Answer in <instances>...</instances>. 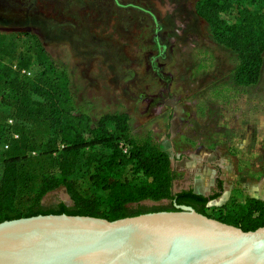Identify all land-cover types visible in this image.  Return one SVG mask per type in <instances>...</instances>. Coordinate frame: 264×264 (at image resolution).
Returning <instances> with one entry per match:
<instances>
[{
    "label": "rangeland",
    "instance_id": "374dc122",
    "mask_svg": "<svg viewBox=\"0 0 264 264\" xmlns=\"http://www.w3.org/2000/svg\"><path fill=\"white\" fill-rule=\"evenodd\" d=\"M202 1L0 0L5 37L0 77L15 63L27 62L28 77L42 79L46 67L37 61L42 49L47 64L62 72L76 113L88 115L92 125L104 115H126L131 140L149 141L169 158L171 195L198 189L206 196L217 194L203 213L221 221L257 214L264 203V51L257 82L238 81L240 60L215 40L199 13ZM242 8L262 12L264 0H229L217 16L231 25ZM1 85L0 132L8 119L15 121L12 130L28 139L26 147L39 148L16 147L41 160L52 131L41 118H18L3 103ZM9 155L0 145V181ZM58 155H51L52 167ZM88 156V149L81 151L70 179L78 194L103 205L107 192L84 187ZM130 175L122 169L119 180ZM72 202L64 186L47 191L40 201L45 211L59 204L72 209ZM171 204L163 198L127 207L131 213Z\"/></svg>",
    "mask_w": 264,
    "mask_h": 264
},
{
    "label": "trees",
    "instance_id": "16d2710c",
    "mask_svg": "<svg viewBox=\"0 0 264 264\" xmlns=\"http://www.w3.org/2000/svg\"><path fill=\"white\" fill-rule=\"evenodd\" d=\"M228 7L229 0H203L199 13L210 25L215 40L238 56V81L254 84L259 78L263 59L264 10L253 13L242 8L238 11V21L227 25L217 14ZM4 41L5 37L0 35V53ZM37 61L46 67L40 80L33 81L21 74L22 70L28 72L27 62L15 63V69L13 65L10 68L11 74L0 77L1 88L5 90L3 103L15 109L22 120L41 118L46 122L53 137L43 148L48 144L51 146L40 151L41 160L28 158L16 145L32 152L39 147H26L28 139L13 132L16 123L10 119L13 123L9 124L7 120L0 132V145H7L6 150L10 154L4 160L5 168L0 181V223L47 214L91 216L114 221L149 212L175 211L174 201L176 205L190 206L204 214L203 208L217 194L204 196L190 190L171 195L173 173L169 158L149 141H132L128 135V117L124 114L104 115L96 125H92L88 115L76 113L62 72L52 63L47 64L48 57L42 49L37 53ZM15 135L17 138H14ZM84 149L89 150L85 163V190L107 192L103 205L96 198L78 194L70 179ZM53 153H59L57 158L52 159L56 161V168L49 161ZM33 164L40 169L34 171ZM126 168L131 173L130 178L121 181L120 173ZM59 186H64L71 194L72 209L59 204L57 210H43L40 201L44 193ZM163 198L172 201L171 208L128 211L129 205ZM22 204L27 207L20 209ZM98 210H102V214ZM229 218L221 222L245 232L254 231L264 226V203L257 214L249 212L240 218Z\"/></svg>",
    "mask_w": 264,
    "mask_h": 264
},
{
    "label": "water",
    "instance_id": "95a60500",
    "mask_svg": "<svg viewBox=\"0 0 264 264\" xmlns=\"http://www.w3.org/2000/svg\"><path fill=\"white\" fill-rule=\"evenodd\" d=\"M114 221L67 214L0 223V264H264L254 231L176 205Z\"/></svg>",
    "mask_w": 264,
    "mask_h": 264
},
{
    "label": "built area",
    "instance_id": "2783aa9c",
    "mask_svg": "<svg viewBox=\"0 0 264 264\" xmlns=\"http://www.w3.org/2000/svg\"><path fill=\"white\" fill-rule=\"evenodd\" d=\"M14 69H15V66H14ZM21 74H22V75H26V76H30V73H29V72H26L25 70H22V71H21ZM8 123H9V124H12L13 121H12V120H8ZM14 138H17V136L15 135ZM4 147L7 148V145H5Z\"/></svg>",
    "mask_w": 264,
    "mask_h": 264
},
{
    "label": "crops",
    "instance_id": "0c3cea01",
    "mask_svg": "<svg viewBox=\"0 0 264 264\" xmlns=\"http://www.w3.org/2000/svg\"><path fill=\"white\" fill-rule=\"evenodd\" d=\"M197 183H199V182H197ZM198 185L200 186L201 184L199 183ZM193 192L196 193V194H199V195H204V196H206L205 192H204V191H200L199 189L196 190V191L194 190Z\"/></svg>",
    "mask_w": 264,
    "mask_h": 264
}]
</instances>
